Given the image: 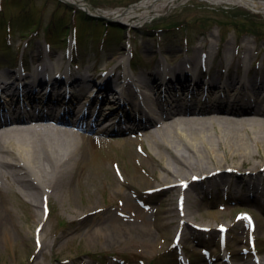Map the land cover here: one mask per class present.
I'll use <instances>...</instances> for the list:
<instances>
[{
	"label": "rangeland",
	"instance_id": "rangeland-1",
	"mask_svg": "<svg viewBox=\"0 0 264 264\" xmlns=\"http://www.w3.org/2000/svg\"><path fill=\"white\" fill-rule=\"evenodd\" d=\"M85 1L94 8L105 11L108 7H126L136 0H83ZM57 2L62 1L2 0L4 11H0V19L21 20L25 19L26 16H22L25 13L39 16L40 10L44 9L42 18L47 23L56 10ZM62 4L68 5L67 9L62 7L66 16L70 13L69 6L89 15L88 11L81 10L77 5L65 2ZM244 11H250L251 14L247 15L243 13ZM186 19L191 24H186L183 29H168L169 33L165 30H156L171 22L187 21ZM102 20L118 28H112L110 35L112 38L124 36V45L102 48L97 43V33L88 30L86 33L90 35L80 42L76 51L75 58L81 65L74 74L92 75L97 81L114 70L140 76L143 72L152 70L156 63L171 67L189 59L194 49H203L209 58L206 59L204 56L196 60L206 81H226L235 68L240 76L253 80L249 83L254 84L256 79L264 78V13L250 10L243 5L185 0L178 1L162 15H153L143 21L138 20L132 26L122 21ZM234 22H243L244 25H240L242 29L235 27ZM1 23L2 20H0V73L16 71L25 75V79H32L35 53L41 50L46 52V45L40 43L45 37V30H40L36 38L28 37L27 40L31 42L24 49L16 47V41L22 34L15 28L11 44L6 43ZM77 24L78 34L82 36L79 18ZM130 27L133 29L130 30ZM117 51H123V55L129 57L126 67L116 66L119 63L114 56ZM47 53L52 55L57 51L49 47ZM51 59L49 63L54 62V59ZM20 63L28 64V69L22 71ZM216 71L220 72V75ZM168 79L176 89L179 88V83L171 74L165 73L156 80ZM18 82V80L14 82L15 88ZM200 91L199 95L212 94L207 86ZM216 93L220 96L225 95L223 90ZM245 93L247 94V91ZM176 94L179 92L176 91ZM2 95L6 97L4 93ZM109 98L113 99L111 95ZM96 100L94 106L102 99L97 97ZM2 101L6 104L5 98L2 97ZM245 102L246 100L243 101L244 104ZM41 105L34 104L39 107ZM114 105L113 101L104 100L102 103L104 108L112 107L105 108L104 113L108 117L115 115L121 119L119 115V112L122 113L121 108L115 109ZM127 109L131 115L135 114L133 109L129 110L128 107ZM121 124L122 122H118L115 127ZM97 129L99 130V128L84 130L85 134L79 138L83 142L88 140V144L82 147L85 148L82 149L84 153H88L82 163L74 162L76 166L52 185L35 184L40 186V189L37 188L38 212L43 218L41 225L36 221L38 218L34 219L31 214L32 204L21 190H18V198L14 201L18 213V228L13 231L15 243L0 248V264H26L32 259H37L38 264H180L182 260L188 264H206L211 260V264L218 257L227 259V264L236 262L254 264L256 260L264 258V193L259 192L264 190V145L252 144L253 155L249 162L256 164L254 169H251L250 165L223 169L225 173L221 174V179L210 181L212 189L205 195L194 190L207 184L202 181L193 182L185 188L191 201L190 208L194 212L192 213L194 218L193 223L188 222V230L183 229L184 234L180 236L176 226L177 224L186 226L182 220L184 214L179 215L178 211L164 208L165 203H168L166 193L151 191L149 187H156V184L151 186V183L138 182L143 191L145 190L140 196L139 192L133 190L135 187L123 183L124 178H130L133 174H138L142 179L149 181L152 175L160 173V167L140 151L138 153L145 161L141 159L136 161L135 149L123 141L126 133L99 132ZM95 135L101 136L102 141L93 143L92 137ZM141 140L143 147L148 148L143 136ZM80 154L79 148L73 157ZM222 171L219 169L217 173L220 174ZM251 177L254 178L252 181L249 179ZM34 183L38 182L34 180ZM180 184L184 186L183 181L179 182ZM126 196L131 198L134 206L139 207L127 206ZM180 202L181 198L172 193L168 204L172 209L179 210ZM157 206L160 207L159 211L155 210ZM90 208L93 209L88 211ZM245 212L251 214L252 222L247 221ZM144 218L147 219L146 222ZM206 220L207 224L213 225L214 234L209 225L194 223L205 224ZM131 223H146L144 225L151 229L152 235L136 233ZM223 226L227 228L226 239H222L221 235L220 227ZM40 233L47 241L58 239L59 243L52 252L49 247L43 251L36 248ZM251 238L254 239L255 245L250 243ZM256 254H259L257 258Z\"/></svg>",
	"mask_w": 264,
	"mask_h": 264
},
{
	"label": "bare ground",
	"instance_id": "bare-ground-1",
	"mask_svg": "<svg viewBox=\"0 0 264 264\" xmlns=\"http://www.w3.org/2000/svg\"><path fill=\"white\" fill-rule=\"evenodd\" d=\"M70 1L76 4L79 3L76 0ZM178 1L184 2L185 0H140L127 7L109 8L105 11H98L88 3L81 2V5L93 14L134 25L138 20L143 21L150 16L164 14L168 9L174 7ZM205 1L212 3H237L250 10L264 13V0ZM41 51L35 53L34 66L36 69L33 71L32 79L24 81L26 98L32 99L30 97L34 96L33 100H29V102L35 103L39 100V103H43L46 106L56 105L58 110L64 108L68 112H71L76 104L80 112H82L87 108L85 104L90 101L93 95L95 99L101 94L100 96H102L103 100L113 101L115 109L123 108L126 105L133 107L136 119H138V111L149 115L140 116L135 129L122 131L126 133L123 141L126 144H131L135 149L134 159L136 161L139 159L145 161L143 156L138 153L140 151L148 159L154 161L161 171L152 175L149 181L142 179L138 174H133L130 178H124L123 183L132 188L135 187L133 190L139 192L140 196L145 190L143 191L142 186L138 182L151 183V186L156 184L159 190L155 186H153L155 188H149L155 193H158L157 191L166 193L168 203L172 193H176L183 199L185 201V209H172L168 203H165L166 206L164 207L169 211H178L179 215L186 213L183 217L186 226L181 224L176 226L180 236L182 233L184 234L183 229L188 230V222L191 221L193 223L194 217L192 213L194 214V212L190 208L191 201L186 194V186L181 185L180 187L179 182L186 181L187 185H191L196 175L198 180L207 184L194 190L205 195L212 189L213 185L210 181L221 179V174L225 173H223V169L227 167L238 168L242 167V165H250V168L254 169L256 166L255 163L251 164L249 162V158L253 155L252 144L257 146L260 144L264 145V78L256 79L254 84L249 83L253 80L240 76L235 68L228 75L226 81H206L196 58L206 56V59H208L209 55L203 49H194L189 59L180 61V63H176L171 67L156 63L152 70L149 69L140 76H122L125 79L122 91L123 96L113 86L112 71L110 76L106 77V79L104 78L105 80L100 78L104 81L100 80L97 94H95V86H93L96 82L94 78L76 74L69 84L72 87V96L75 97L70 101H65L64 96L62 95L61 97V93L55 99L50 95L49 97L47 96L51 91L48 93L46 86L50 83V90H55L58 82L63 81L65 75L62 63L57 59L52 64L56 67V70L54 68L51 78L50 74L52 72L47 68V65L52 59L51 57L46 58L47 54ZM123 53V51H117L114 54L115 59L123 61ZM165 73L171 74L177 80L179 83L178 89L169 83L171 82V77L166 82L156 80ZM216 73L220 75V72L216 71ZM5 78L12 80L7 81ZM16 80L22 81L23 76L15 72L0 74V90L8 96L6 98L8 105H3L2 100H0V107L6 108L14 103L15 96L18 94L17 86L16 88L14 87ZM132 81H135L140 89L134 88ZM150 82L153 84H150ZM206 86L212 93L210 96L204 95L210 104L202 105L204 108L202 112L193 113V110H188L184 105L187 104V101H191L187 98L188 92L190 93L191 91L198 94ZM165 90L168 98H166L167 106L164 108L158 104L154 92L160 94L165 92ZM219 90H223L225 95L220 96L216 93ZM176 91L179 92L178 95ZM230 91H234L235 94ZM246 91L247 94L245 93ZM109 92L113 99L109 98ZM197 96H194V98H198ZM228 98L234 103L231 101L227 104L226 100ZM245 100L244 104L243 101ZM143 106H146V109H143ZM105 108L111 109L112 107L105 106ZM105 108L101 106L96 109L98 111L97 116L93 114L95 111L91 112L92 114L89 116V121L96 122L98 120L97 124L101 123L104 125L99 131H103L106 128L113 129L119 120L115 115L113 117L105 115ZM55 111L57 110L51 107L45 113H33L29 118L33 119L35 124L28 125L29 127L11 129L17 130V132L2 131L9 130L11 127L0 129V248L15 243L13 231L18 228V213L14 207V201L18 198V190H21L32 204L31 214L34 219L38 218L36 221L41 225L43 218L42 215L39 216L38 212V188L40 186L38 187L35 184L41 183L42 186L45 184H48V186L52 185L67 171L76 166L75 164L82 163L88 154L87 152L85 154L83 151L85 148H82L85 147L84 145L88 140L83 142L82 139H79L85 133L62 125H59V129H57L54 125V119L57 117ZM114 113L111 112V114ZM81 119L83 120L78 121V124L83 123L84 119L87 120L88 117L84 116ZM101 119L103 122H101ZM27 121L32 120L21 119L20 117L16 120V122ZM61 129H74L75 132ZM119 130L115 129V131ZM141 136L146 139L148 148L143 147ZM92 141L93 143L102 141V137L95 135L92 137ZM89 146L91 145L89 144ZM79 148L81 149V154L73 157ZM90 150L91 147H89ZM74 162L76 163L74 164ZM219 169L222 171L220 174L217 173ZM249 179L252 181L254 178L251 177ZM34 180L38 183H34ZM259 192L264 193V190ZM126 205L131 208L139 207L137 205L134 206L129 196H126ZM92 209L90 208L88 211ZM155 210L159 211L160 207H155ZM144 221L146 222L147 219L144 218ZM194 223L202 226L209 225L207 220L205 224ZM144 224L131 223L130 225L140 235H152L151 229ZM210 225L209 227H212L211 231L214 234V227ZM38 237V246L36 248L42 251L49 247L52 252L59 243L57 238L47 241L42 237V233ZM185 237L187 238L188 236ZM218 262L227 264V260L221 257L215 259L213 264H218ZM26 264H38V260L32 259ZM234 264H246V262H236ZM260 264H264V258Z\"/></svg>",
	"mask_w": 264,
	"mask_h": 264
},
{
	"label": "trees",
	"instance_id": "trees-1",
	"mask_svg": "<svg viewBox=\"0 0 264 264\" xmlns=\"http://www.w3.org/2000/svg\"><path fill=\"white\" fill-rule=\"evenodd\" d=\"M62 7H65V9L68 8L67 4H62V2H57L56 10L52 13L49 21L45 23L42 18L43 10H40L39 16H32L30 14L25 13L22 16H26L25 19H0L2 20V23H9V25L13 26L15 29H18L19 33L22 34H35L38 35L40 30H45V38L49 41H55L56 43H65L67 41V38L71 33L77 34V38L80 41H84L90 34H87L86 32L92 31L93 33H97V40H105L106 45L108 46H120V43L122 41V35L119 36V38H112L110 35L112 28L116 29L117 27H114L113 24L107 23L103 21L102 19H97L92 16L87 15L83 11H80L76 9L75 7L69 6L70 13L66 16V13L62 9ZM63 10V11H62ZM243 13L251 14L249 11H244ZM226 16H228L227 13H224ZM253 17L255 16L252 15ZM21 17V16H20ZM257 17V15H256ZM78 18L81 20V32L82 36H79V25L77 24ZM14 19V18H13ZM252 24V22H251ZM235 27H239L240 25L243 26L244 23H236L234 22ZM253 25V24H252ZM180 26V23L178 21L171 22L170 26L171 28H178ZM92 29H88V28ZM118 29V28H117ZM77 31V33H76ZM244 31V30H243ZM250 31V30H245ZM244 31V32H245ZM95 36V34H94Z\"/></svg>",
	"mask_w": 264,
	"mask_h": 264
}]
</instances>
